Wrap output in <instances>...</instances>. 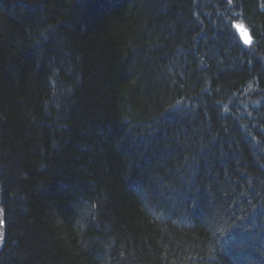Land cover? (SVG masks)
I'll return each instance as SVG.
<instances>
[{
    "label": "trees",
    "instance_id": "1",
    "mask_svg": "<svg viewBox=\"0 0 264 264\" xmlns=\"http://www.w3.org/2000/svg\"><path fill=\"white\" fill-rule=\"evenodd\" d=\"M0 264H264V0H0Z\"/></svg>",
    "mask_w": 264,
    "mask_h": 264
},
{
    "label": "snow or ice",
    "instance_id": "2",
    "mask_svg": "<svg viewBox=\"0 0 264 264\" xmlns=\"http://www.w3.org/2000/svg\"><path fill=\"white\" fill-rule=\"evenodd\" d=\"M246 42H250V41H246Z\"/></svg>",
    "mask_w": 264,
    "mask_h": 264
}]
</instances>
